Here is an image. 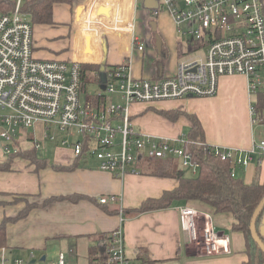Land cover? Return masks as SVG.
<instances>
[{"label":"crops","instance_id":"0c3cea01","mask_svg":"<svg viewBox=\"0 0 264 264\" xmlns=\"http://www.w3.org/2000/svg\"><path fill=\"white\" fill-rule=\"evenodd\" d=\"M153 1L72 0V3H57L53 6V24H33L28 17L34 29V55L37 59L86 66H100L106 62L112 67L129 62L134 77L138 79L162 80L175 76L178 65L192 58L197 51H193L186 37L184 43L188 52H183L182 42L164 38L162 33L168 29L167 18L160 17L162 4L158 7L157 0ZM262 3L264 10V0ZM81 6L86 11L80 21L77 9ZM100 6L111 9L110 17L96 14ZM140 6L145 9L150 28L145 39L135 36L134 21ZM136 7L138 10L133 15ZM88 9L92 12L87 14ZM156 10L158 15H154ZM122 11L132 14V23L128 26H119ZM157 36L161 39L160 47ZM139 44L144 46L143 50L138 49ZM173 54L177 58L174 66L170 61ZM90 74L89 85L84 87L86 99L100 88L101 83V79L99 84L95 83L94 71ZM263 77L258 92L252 91L246 76L231 75L221 77L217 94L207 99L134 103L129 111L132 124L135 129L151 136L188 139L193 124L187 115H193L199 119L204 131V142L201 143L252 149L264 140V123L255 119L251 112L257 99L255 94L260 95L264 90ZM90 85L95 86L94 92L88 91ZM115 98L119 100L116 102H123L120 96L113 100ZM186 106L188 111L183 110ZM153 108L159 113H180L174 120L162 114L164 120L175 126L173 131L163 134L147 129L143 124L148 123L145 113ZM139 115L142 117L135 120ZM136 123L144 130L136 128ZM183 126H187L188 131ZM4 127L0 124V131ZM45 129L42 123H36L31 128H20L12 141L0 138V163L8 159L13 161L10 171H0V224L5 218L17 217L28 204L35 205L24 217L7 224L6 247L12 257L38 264L50 258V264H55L63 253L68 264H89L90 249L97 240L122 226L127 255L134 264H245L248 261L244 235L235 231L230 232L231 253L210 257L194 253L188 234L181 228L179 208L189 205L211 213L212 210L202 202L177 201L168 208L153 209L134 217L123 215V210L140 207L149 199H159L166 191L178 186L176 178L148 173L145 167L152 160L138 162L139 171L119 179L100 170L94 157H76L71 148L63 146L61 141L67 138L66 134L51 129L49 134L55 135L51 140L45 137ZM77 138L78 134L71 137L72 140ZM38 144L39 147H34ZM29 154H34L40 163L28 157ZM259 158L255 156L247 168L237 170L248 184L258 176L264 179V158L261 163ZM179 165L182 171L184 167ZM78 195L82 198L77 201L69 199ZM106 196H115L117 200L101 204L100 199ZM213 220L216 227L227 234V229H232L234 223L231 215H216ZM38 252L41 254L37 256Z\"/></svg>","mask_w":264,"mask_h":264},{"label":"built area","instance_id":"2783aa9c","mask_svg":"<svg viewBox=\"0 0 264 264\" xmlns=\"http://www.w3.org/2000/svg\"><path fill=\"white\" fill-rule=\"evenodd\" d=\"M26 1L11 0V7L0 11V124L5 126L1 139L12 141L20 128L42 123L45 137L54 140L51 129L66 134L63 146L76 157H94L100 170L119 179L136 173L143 160L173 157L182 167L197 170L186 151L190 144L211 148L213 155L229 160L232 176L247 168L255 156L262 162L264 140L249 150L170 140L135 129L129 112L138 102L213 97L223 76L244 75L255 92L264 73L262 0H160L197 54L182 61L175 76L162 80L135 78L129 62L108 69L105 89L100 85L92 100L84 95L81 63L35 57L33 24L22 11ZM158 14L156 10L154 15ZM138 49L144 46L139 44ZM117 95L123 102L113 100ZM251 112L255 114L253 107ZM74 134L79 138L72 140ZM116 200L106 196L100 203ZM179 215L182 230L191 244L200 247L202 256L231 253L230 235L217 231L210 213L184 205ZM108 235L105 258L94 264H134L127 255L122 226ZM0 264L38 263L12 257L7 247H0ZM55 264H68L66 256L61 253Z\"/></svg>","mask_w":264,"mask_h":264},{"label":"trees","instance_id":"16d2710c","mask_svg":"<svg viewBox=\"0 0 264 264\" xmlns=\"http://www.w3.org/2000/svg\"><path fill=\"white\" fill-rule=\"evenodd\" d=\"M57 3H72V0H30L24 3L22 11L28 15L33 24H53V6ZM11 4V0H0V11L9 9ZM102 67L108 70L115 66L109 67L106 62L100 66L81 64L84 87L89 83L90 73L93 71L95 83H100ZM257 89L255 92H258ZM261 91L260 95L255 94L257 99L253 102L252 107L255 111V119L264 123V90ZM92 99H94V96L90 95L89 100ZM160 113L173 120L180 115L179 112ZM187 116L193 124L187 134L188 140L204 142V131L199 119L193 115ZM186 151L191 154L192 161L198 165V173L195 176L185 175L180 169L178 160L173 157L152 160V163L145 167L148 173L154 176L176 178L179 181L178 186L171 191H166L159 199H149L143 202L140 207L123 210V215L134 217L153 209L168 208L177 201L183 203L202 202L212 210L210 213L212 217L216 215H231L233 217L232 230L241 232L246 241L248 261L245 264H264V252L252 238L250 232L253 213L264 198V179L262 180L258 176L252 183L248 184L245 182L243 175L236 172V175L232 176L230 161L222 160L220 157L213 155L211 148L207 150L205 147L190 144L186 145ZM28 157L37 161L34 154H29ZM12 162V159H8L0 163V171H10ZM80 198L82 196L78 195L69 199L77 201ZM33 206L35 205L28 204V207L17 217L4 219L0 224V247H6L7 245V224L24 217ZM261 222L262 215L258 218L257 230L260 238L264 241V237L260 233ZM108 237V234L100 237L96 244L91 247L89 264L104 260Z\"/></svg>","mask_w":264,"mask_h":264},{"label":"rangeland","instance_id":"374dc122","mask_svg":"<svg viewBox=\"0 0 264 264\" xmlns=\"http://www.w3.org/2000/svg\"><path fill=\"white\" fill-rule=\"evenodd\" d=\"M160 4H161V1L159 2V0H157L158 7H160ZM137 10L138 9L136 7L135 11L133 12V15H135L134 13H136ZM90 12H92L91 9H88L87 10V14L90 13ZM131 16H132V14H131ZM131 16L129 15V13H126V12L122 11V18L120 19L119 26H128L130 22L132 23L131 18L133 19V17H131ZM163 16H165L167 18L166 21H167V27H168V29L166 28V30L162 33L164 38L165 37H170V38H172L173 41L176 39L179 43L182 42V44H184V47L182 48L183 52H188L187 48L185 47L186 44L184 43L185 36H183L177 30L178 27L175 24V22H173L172 19L170 20L168 18L169 14H168V11L166 9H163V10L160 11V17L162 18ZM134 25H135V29H136L135 36H137L139 39L147 38L146 37V31H150L149 24H148V17H147V14L145 15V9L143 7H141V6L139 7V10L137 12V17H135ZM111 29H113V27ZM170 61H171V64L173 66H174L175 63H177V58L174 56V54L171 55ZM263 76H264V73H261V78ZM89 88H88V91L92 90L91 92H94V88H95L94 85H90ZM207 98H210V97H187V98H184V99H186V100L187 99L200 100V99H207ZM254 98H255V95H254ZM114 100L115 101H119L117 98H115ZM183 110H187L188 111L187 106H186V108H183ZM145 116H146V119L148 120V123H146V124L143 123V124L147 127V129L149 131H156V132H159V133L166 134V133H169L170 131H173V129L175 127L168 120H164V117L162 116V114L159 113V111H156L154 108L151 109L149 112L145 113ZM139 117H142V115L136 116L135 120L139 119ZM135 127L138 128V129H141V130L143 129L144 130V128L141 125H138L137 123H136ZM256 127L258 128L259 125H256ZM147 129H145V130H147ZM183 129L188 131V127L187 126H185V127L183 126ZM42 132H43V128H42ZM119 138H120V135H119ZM34 147H36V145ZM145 161H149V160H143V161H141V163L145 162ZM139 167L142 168L143 166L139 165ZM137 169H138V167H137ZM193 171L194 170L191 169V168H182V172H186L185 175H187V176H195L196 174H194ZM195 171H196V173H198V170H195ZM214 223H215V221H214ZM215 227H216V225H215ZM216 229H217V231H223V230H219L218 227H216ZM227 231H228L229 235H230V232L231 233L234 232L230 228L227 229ZM230 239L232 240L231 235H230ZM192 246H193L192 250H194V253H196V254L200 253V247H197L194 244H192ZM36 254L38 256L41 253L38 252ZM23 256H26V255H23ZM49 256L51 257L50 254H49ZM42 264H50V258L47 260V262H44Z\"/></svg>","mask_w":264,"mask_h":264},{"label":"water","instance_id":"95a60500","mask_svg":"<svg viewBox=\"0 0 264 264\" xmlns=\"http://www.w3.org/2000/svg\"><path fill=\"white\" fill-rule=\"evenodd\" d=\"M148 6L153 7V5H148ZM85 11H86V9L84 6H81L77 9V19L78 20L81 21L83 19ZM110 11H111L110 8L100 6V7H98L96 14L98 16L105 15L107 17H110ZM157 38H158V46L160 47L161 39L159 36H157ZM87 42H88V47H89L90 46V44H89L90 39L88 37H87ZM88 50H89V48H88ZM100 79H101V88L105 89V83L107 81L106 80V69H105V67H102V69L100 71ZM260 215H262L260 233L264 237V198L261 200V202L259 203V205L255 209L253 216H252V219H251V223H250V232H251L252 238L255 240V242L258 243L259 247L264 252V241L260 238V236L258 234V230H257V221H258V218L260 217Z\"/></svg>","mask_w":264,"mask_h":264}]
</instances>
